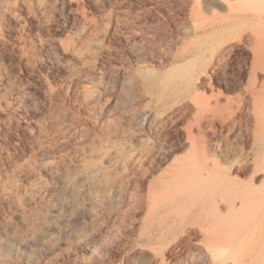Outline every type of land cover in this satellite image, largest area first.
Returning a JSON list of instances; mask_svg holds the SVG:
<instances>
[{"label":"rangeland","instance_id":"1","mask_svg":"<svg viewBox=\"0 0 264 264\" xmlns=\"http://www.w3.org/2000/svg\"><path fill=\"white\" fill-rule=\"evenodd\" d=\"M257 54L264 0H0V264H212L264 213ZM228 182L263 204L221 214Z\"/></svg>","mask_w":264,"mask_h":264},{"label":"bare ground","instance_id":"2","mask_svg":"<svg viewBox=\"0 0 264 264\" xmlns=\"http://www.w3.org/2000/svg\"><path fill=\"white\" fill-rule=\"evenodd\" d=\"M95 43V42H94ZM97 43H98V41H97ZM93 44V43H92ZM98 48V45L97 44H94L93 46H92V49L91 50H96ZM93 51V52H94ZM261 57H260V56ZM259 56V57H258ZM255 57H256V54H255ZM257 57H258V59L259 60H262V58H263V60L262 61H259V62H264V54L263 55H261V54H257ZM255 61V60H254ZM259 62H257V63H259ZM264 81V80H263ZM264 83V82H263ZM261 86H263V85H261ZM263 88V87H262ZM260 91H262L261 89H260ZM263 94V93H262ZM261 95V94H260ZM261 97H262V95H261ZM260 97V98H261ZM259 98V99H260ZM261 100V99H260ZM259 100V101H260ZM262 101H264V95H263V100ZM257 102V101H256ZM260 103H262L261 104V107H264V103L263 102H260ZM212 105V104H211ZM258 105V104H257ZM209 107V106H208ZM212 108V107H211ZM214 108V107H213ZM258 108V107H257ZM263 110H264V108H262V110L259 112V114L257 115V118H256V123H257V125H255L256 126V130H257V133H256V130L254 129V131H255V139H254V145H255V147L254 148H256L257 149V151L259 150V149H262L263 147H264V112H263ZM213 112H214V110H213ZM216 112V111H215ZM211 114V113H210ZM216 114V113H215ZM219 114H222V113H219V111H218V115ZM256 115V114H255ZM213 116V115H212ZM222 116H223V114H222ZM221 116V117H222ZM215 117V116H214ZM218 117V116H217ZM216 117V118H217ZM256 117V116H255ZM223 118V117H222ZM213 119V118H212ZM255 120V119H254ZM256 123H254V124H256ZM254 126V127H255ZM127 137V139H126V142H127V145H129V146H127L128 148H133L134 146V143L137 145V143H139L140 141H141V138L139 137V135L138 134H135V135H132V136H126ZM125 139V138H124ZM136 141V142H134L133 143V141ZM143 140V139H142ZM253 140V139H252ZM126 142H124V143H126ZM141 144V143H140ZM126 145V144H125ZM253 145V144H252ZM255 150V149H254ZM256 151V152H257ZM252 152H254L255 153V151H252ZM256 157V156H255ZM258 157V156H257ZM133 158V157H132ZM212 158V157H211ZM211 158H209V159H211ZM214 158V157H213ZM253 158V157H252ZM259 158V157H258ZM257 158V159H258ZM117 159V158H116ZM254 159V162H253V164L255 163L256 165H258V166H263L264 167V165H262V161H259V160H257L256 158H253ZM253 159H252V161H253ZM111 160H113V158L111 159ZM206 161V160H205ZM211 161V162H210ZM209 161V163H205L206 165L203 167L202 165H201V167H203L202 168V171L204 172V173H202V174H205V175H203L205 178H206V176H208V175H211V174H213L214 173V171H215V169L217 168V166L219 165L216 161H212V159ZM108 162H110V161H108ZM115 162V161H114ZM136 162H137V158H133L132 159V161H131V163H132V165H136ZM111 163V162H110ZM203 163V162H202ZM261 163V164H260ZM227 165V164H226ZM228 165H229V163H228ZM228 165H227V167H228ZM200 167V166H199ZM255 168H258L257 166L255 167ZM261 169H262V167H260ZM259 169V168H258ZM260 170V169H259ZM196 171V170H195ZM262 171H264V168L262 169ZM217 173V172H216ZM198 174H200V173H198ZM219 174V173H218ZM218 174H217V176H218ZM215 175V173L213 174V176ZM221 175V174H220ZM263 175V178H264V174H262ZM199 175H197V177H198ZM201 176V175H200ZM213 176H211V177H207V178H209V180L211 179V178H214ZM221 176H223V177H225L223 174L221 175ZM223 177L221 178L220 176L218 177L219 179H222L223 180ZM227 177V176H226ZM202 178V177H201ZM204 178V180L206 181V179ZM196 179V178H195ZM215 179V178H214ZM213 179V180H214ZM227 179V178H226ZM198 180V179H197ZM203 180V179H202ZM216 180H218V179H215V181ZM230 180H232V179H230ZM98 181V180H97ZM100 181V180H99ZM201 181V180H200ZM225 181H227V180H225ZM93 184L95 183L94 181H91ZM90 182V183H91ZM197 182V181H196ZM198 182H199V180H198ZM231 182V181H230ZM230 182H228V186L229 187H226V189L225 190H220L221 191V193H216V191H214L216 194H220L221 196H219L220 198H219V203H221L222 205L219 207L220 208V213L222 212V213H231L232 212V214H233V212H238V211H242V209H244L245 208V206H246V204L248 203V202H252L253 200H255L256 199V202L255 203H257L259 200H257V198H255V196H254V194H255V191H258V190H254V188L252 189L251 187H250V189H252L251 191L252 192H250V191H248L247 190V188H244V187H242V184H241V186L240 185H238V183H235V184H232V183H234L235 182V180H233V182L231 183V185L229 184ZM237 182V181H236ZM263 182V181H262ZM97 183V182H96ZM200 183V182H199ZM201 183H202V181H201ZM225 183H223V185H224ZM240 184V183H239ZM225 186H227L226 184H225ZM225 186H222L223 188L225 187ZM264 186V185H263ZM93 187V186H92ZM8 188V187H7ZM7 188L5 189V190H7ZM95 188H96V186H95ZM249 189V188H248ZM5 192V191H4ZM101 192V191H100ZM213 192V194L214 195H216L215 193ZM259 192V191H258ZM257 192V193H258ZM92 194V193H91ZM212 194V193H211ZM260 194V193H259ZM213 195V197L214 198H216L215 196ZM93 196V195H92ZM209 197H206V198H209L210 200H213L214 198H210V197H212V195H208ZM217 197H218V195H216ZM258 196V195H257ZM256 196V197H257ZM259 198L258 199H261L262 200V198H263V195L261 196H258ZM209 199H205V201H209ZM259 201L260 202V204H263V203H261L262 201H264V200H262V201ZM216 201V200H215ZM213 202V201H209L210 203L209 204H211L212 203V205H213V203L214 204H216V202H218V201H216V202ZM205 203V202H204ZM204 203H203V206H207L208 204V202H206L205 203V205H204ZM218 203V204H219ZM249 203V204H250ZM258 205H259V203H258ZM202 206V207H203ZM205 206V207H206ZM209 206V205H208ZM208 206L206 207V208H208ZM211 206V205H210ZM209 206V208L208 209H212V207L214 208L215 206L213 205V206H211L210 207ZM203 209H204V207H203ZM202 209V210H203ZM201 210V211H202ZM205 210V209H204ZM204 210H203V212H204ZM214 209H212L211 210V212L213 213H211L209 210V213H210V215L212 214L213 216H214V214L215 213H217L218 211H213ZM254 211V210H253ZM199 212V211H198ZM203 212H201L202 214H203ZM250 212H252V209H251V211ZM250 212H248V213H250ZM208 213V214H209ZM221 213V214H222ZM204 214H207L206 212H204ZM219 214V213H218ZM254 215H251L250 217H246V219H243V221L242 222H240L241 224H239V225H237V226H234V228H232V232H229L228 233V235H230L228 238V240H227V242L224 244V246H222V247H219V246H217L215 243L214 244H212V245H210V246H208V248H207V255H208V257L211 259V261H212V264H239L238 262H237V260H234V258H232L233 256H236V255H238V253L239 252H242L243 250L242 249H244L245 251H243V252H245V253H243V255L244 254H246L247 252H251V251H247V249L248 248H250V246L251 245H253V246H255L253 243L256 241V235H257V231L258 230H260V229H258L259 228V226L261 227V225L262 224H264V213H259V211H255V213H253ZM199 216H200V212H199V214H198ZM211 215V216H212ZM203 216V215H202ZM205 216H207V215H205ZM262 228V227H261ZM259 232V231H258ZM259 234V233H258ZM220 235H227V232L225 231V232H222V234H220ZM258 237V236H257ZM257 240H258V238H257ZM257 242V241H256ZM255 244H257V243H255ZM252 246V247H253ZM256 247V246H255ZM254 248V247H253ZM242 250V251H241ZM248 254V253H247ZM251 254V253H250ZM249 254V255H250ZM246 256V255H245ZM254 256V255H253ZM251 259V258H250ZM253 260V259H252ZM248 261H249V259H248ZM258 261V260H257Z\"/></svg>","mask_w":264,"mask_h":264}]
</instances>
